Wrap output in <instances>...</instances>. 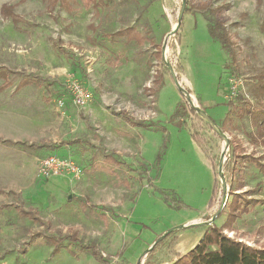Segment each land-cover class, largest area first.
Here are the masks:
<instances>
[{
    "label": "rangeland",
    "instance_id": "rangeland-1",
    "mask_svg": "<svg viewBox=\"0 0 264 264\" xmlns=\"http://www.w3.org/2000/svg\"><path fill=\"white\" fill-rule=\"evenodd\" d=\"M69 1L71 8L55 0H0V264H171L224 220L213 217L227 196L219 172L226 140L238 139L264 163V146L249 137L256 127L237 112L264 110V0ZM184 1V13L192 12L168 38ZM215 18L227 33L226 49L209 35ZM126 27L145 40L113 35ZM165 40L178 80L224 127L225 138L164 68L157 49ZM159 71L161 84L154 82ZM231 77L242 80L236 93ZM71 82L92 92L87 107L69 101ZM57 99L66 101L63 108ZM127 115L146 123L134 126ZM51 156L81 173L40 176ZM228 158L229 150L225 176ZM244 167L247 189L260 188L262 202L228 234L262 245L264 173ZM196 219L203 224L181 228ZM112 240L117 250L110 254Z\"/></svg>",
    "mask_w": 264,
    "mask_h": 264
},
{
    "label": "trees",
    "instance_id": "trees-1",
    "mask_svg": "<svg viewBox=\"0 0 264 264\" xmlns=\"http://www.w3.org/2000/svg\"><path fill=\"white\" fill-rule=\"evenodd\" d=\"M55 1L67 8H71L69 0ZM83 1L86 6L96 5L101 2V0ZM6 10V7L2 9L3 15L7 13ZM186 12L191 13L192 11L186 8L185 13ZM181 26L182 25H180V27ZM208 32L211 38L220 42L223 49L229 47L227 33L224 29L222 30V24L219 18H215L214 21L209 23ZM113 35L126 36L129 40H135L140 43L145 40V37L133 27L120 29L113 33ZM157 55H162V45H159ZM164 68H166V66ZM5 74L6 73L0 72L1 76H5ZM156 75L154 82L161 84L163 72H156ZM28 82L29 81L25 79L21 81L19 85H25ZM259 93L264 95V74L259 76ZM182 104L183 103L178 106L177 112L183 107ZM237 110L239 116L247 115L252 124L256 127L255 134L249 135L250 139L264 146V110L246 106L239 107ZM125 118L128 122L136 126H143L146 123L145 121L136 120L128 115ZM193 136L201 149L209 155L203 140H201L195 131L193 132ZM107 159L112 162H117L112 156L107 157ZM245 164H252L256 169L264 173V163L260 161L259 157H256L252 153H248L238 139H229V158L226 162V180L229 186V196L224 208L218 214V217L224 216V220L221 224L214 223L209 226L204 232L201 240L186 253L178 255L177 259L171 264H264V244L251 245L240 237L229 236L228 234V232L236 233L235 224L237 220L243 215L251 213L252 210L262 202V199L255 195L260 188L255 187L247 189L244 170ZM213 165L216 174V189L218 190L219 179L217 167L215 163H213ZM72 198L75 200L82 199V197L74 195ZM48 240L52 243L58 242V240L53 237L48 238ZM60 247L61 245L57 244L54 251H57Z\"/></svg>",
    "mask_w": 264,
    "mask_h": 264
},
{
    "label": "built area",
    "instance_id": "built-area-1",
    "mask_svg": "<svg viewBox=\"0 0 264 264\" xmlns=\"http://www.w3.org/2000/svg\"><path fill=\"white\" fill-rule=\"evenodd\" d=\"M169 38V37H168ZM167 49V46H166ZM167 53V50H166ZM167 59V58H166ZM165 66L166 63H165ZM171 73V71H170ZM175 73V72H174ZM172 74V73H171ZM175 77L178 81V84L185 90L187 91L183 86L182 83L178 80L177 75L175 73ZM176 82V81H175ZM230 87L233 93L237 92V88H239L242 85V80L236 77H231L229 79ZM189 97L191 98V103L194 106H198V101L196 99V102H193V99L190 95V92H188ZM68 95H69V101L71 103L79 108H85L87 107L92 99H93V94L92 92L85 88L83 85H80L77 82H71L68 87ZM65 102L63 99H57V105L59 108H63L65 105ZM191 103H189L191 105ZM192 107V105H191ZM229 149H227L228 152ZM227 152L226 156L227 157ZM62 170L67 171L68 173H71L73 175H79L81 173V168L78 167V165H75L74 162L68 160V159H63L60 160L56 158L55 156L48 157L47 159L44 160V163L41 164V167L39 169V174L40 176L43 177H51L53 175H58Z\"/></svg>",
    "mask_w": 264,
    "mask_h": 264
},
{
    "label": "water",
    "instance_id": "water-1",
    "mask_svg": "<svg viewBox=\"0 0 264 264\" xmlns=\"http://www.w3.org/2000/svg\"><path fill=\"white\" fill-rule=\"evenodd\" d=\"M184 10H185V1L183 2L182 4V7H181V10H180V13H179V16H178V21L176 22V25L173 27V29L171 30V32L168 34V37L170 36H173L175 35L176 31L180 28V25H181V21H182V18H183V15H184ZM166 46H167V41L165 40V42L163 43V47H162V55L165 59V63L167 65V67L169 68V70L171 71L173 77H174V80L176 81L177 85L180 87V89L182 90V92L184 93L186 99L188 100L189 103H191V98L189 97L187 91H185L179 84H178V81L175 77V73L171 67V65L167 62V59H166ZM192 107L195 109V111L207 122L209 123L211 126L214 127V129L217 131V133L224 137L225 138V133L223 132V130L217 125V123L201 108H199L198 106H194L192 103H191ZM226 146L227 148H223V154L221 155L220 157V160H219V172H220V176H221V180H222V184H223V188H225V191L226 192V195L223 199H222V203H221V207L219 208V211L216 215H214L213 217V220L214 218L220 213V211L224 208L226 202H227V199H228V196H229V188L227 189V180H226V176L223 172V165H224V162L226 160V152L229 147V139L226 140ZM200 225V224H203V223H199L197 221L195 222H192L190 224H184L181 228H184V227H188L190 225Z\"/></svg>",
    "mask_w": 264,
    "mask_h": 264
},
{
    "label": "crops",
    "instance_id": "crops-1",
    "mask_svg": "<svg viewBox=\"0 0 264 264\" xmlns=\"http://www.w3.org/2000/svg\"><path fill=\"white\" fill-rule=\"evenodd\" d=\"M130 123V122H129ZM132 124V123H131ZM133 125V124H132ZM134 126H136V125H134ZM109 156H111V155H107L106 157H105V160L107 161V162H112V161H109L108 159H107V157H109ZM113 157V156H112ZM55 182L56 181H54L53 180V185L55 184ZM54 187H55V185H54ZM54 189H56V188H54ZM73 197V196H72ZM73 200H75V199H73ZM104 214V213H103ZM199 219H196L195 221H198ZM201 237V235L198 237V239L196 240V242H194L189 248H188V250H190V249H192L195 245H196V243L198 242V240H199V238ZM113 239V238H112ZM112 242H113V240L111 241V244L109 243L108 244V246H107V253H110V254H112L113 252H116V250H117V247L116 246H114L113 244H112ZM186 249V248H185ZM82 252H85L86 250L85 249H82L81 250ZM185 251H187V250H185ZM185 251H178L177 253H185ZM91 253L92 254H95L94 253V251H92L91 250ZM169 260H171V258L169 259Z\"/></svg>",
    "mask_w": 264,
    "mask_h": 264
},
{
    "label": "bare ground",
    "instance_id": "bare-ground-1",
    "mask_svg": "<svg viewBox=\"0 0 264 264\" xmlns=\"http://www.w3.org/2000/svg\"><path fill=\"white\" fill-rule=\"evenodd\" d=\"M175 25H176V24H175ZM175 25H174V26H175ZM193 102H194V101H193ZM194 103H195V102H194Z\"/></svg>",
    "mask_w": 264,
    "mask_h": 264
}]
</instances>
